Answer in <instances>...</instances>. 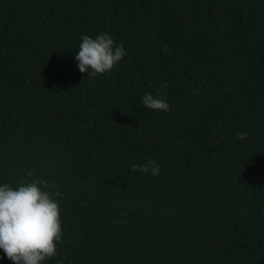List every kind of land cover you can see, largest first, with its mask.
I'll return each instance as SVG.
<instances>
[{"label": "trees", "instance_id": "obj_1", "mask_svg": "<svg viewBox=\"0 0 264 264\" xmlns=\"http://www.w3.org/2000/svg\"><path fill=\"white\" fill-rule=\"evenodd\" d=\"M101 33L127 55L90 80ZM29 171L61 193L44 264H264V0H0V185Z\"/></svg>", "mask_w": 264, "mask_h": 264}, {"label": "clouds", "instance_id": "obj_2", "mask_svg": "<svg viewBox=\"0 0 264 264\" xmlns=\"http://www.w3.org/2000/svg\"><path fill=\"white\" fill-rule=\"evenodd\" d=\"M75 55L78 70L87 73L89 79L103 76L127 55L123 44L116 45L107 33L97 36L83 35ZM161 85L158 91L167 88ZM141 103L152 110L169 111L166 95L154 96L145 93ZM238 140L247 139L246 132H240ZM131 171L159 176L161 166L154 160L131 165ZM31 181H23L16 187L0 185V249L13 264H44L57 255V245L62 240L61 208L59 191L54 184L27 173ZM3 257H0L2 259ZM59 264V262H58Z\"/></svg>", "mask_w": 264, "mask_h": 264}]
</instances>
